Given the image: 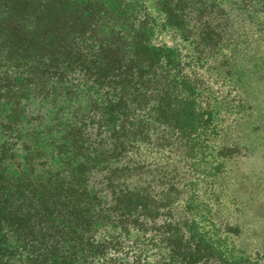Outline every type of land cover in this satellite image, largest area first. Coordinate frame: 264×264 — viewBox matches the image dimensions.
<instances>
[{
	"label": "trees",
	"instance_id": "trees-1",
	"mask_svg": "<svg viewBox=\"0 0 264 264\" xmlns=\"http://www.w3.org/2000/svg\"><path fill=\"white\" fill-rule=\"evenodd\" d=\"M122 16L0 0V264H264L231 223L214 225L219 198L199 191L246 153L218 142L195 81L150 44L147 22ZM181 168L170 197L155 177Z\"/></svg>",
	"mask_w": 264,
	"mask_h": 264
},
{
	"label": "rangeland",
	"instance_id": "rangeland-1",
	"mask_svg": "<svg viewBox=\"0 0 264 264\" xmlns=\"http://www.w3.org/2000/svg\"><path fill=\"white\" fill-rule=\"evenodd\" d=\"M83 1L96 10L121 11V21L133 26L147 22L152 29L150 44L166 49L180 65L182 75L195 81L203 109L213 115L218 142L239 144L244 150L240 170H235L234 160H227L217 168V183L203 184L199 191L219 198L214 225L231 223L239 231L238 240L249 249H260L264 256L263 0H253L252 10L258 11L251 12L253 15L242 10L239 0ZM107 16L104 23H115ZM80 105L85 108L87 104L81 101L74 108ZM186 171L168 170L163 178L155 179L175 197L172 189H182ZM188 195L194 198L192 192Z\"/></svg>",
	"mask_w": 264,
	"mask_h": 264
}]
</instances>
